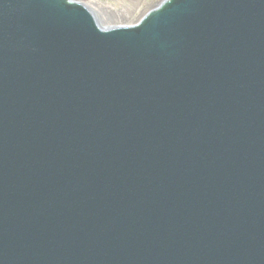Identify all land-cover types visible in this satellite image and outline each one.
Here are the masks:
<instances>
[{"label":"water","instance_id":"95a60500","mask_svg":"<svg viewBox=\"0 0 264 264\" xmlns=\"http://www.w3.org/2000/svg\"><path fill=\"white\" fill-rule=\"evenodd\" d=\"M0 264H264V0H0Z\"/></svg>","mask_w":264,"mask_h":264},{"label":"rangeland","instance_id":"374dc122","mask_svg":"<svg viewBox=\"0 0 264 264\" xmlns=\"http://www.w3.org/2000/svg\"><path fill=\"white\" fill-rule=\"evenodd\" d=\"M91 6L100 21L107 24H132L161 0H79Z\"/></svg>","mask_w":264,"mask_h":264},{"label":"bare ground","instance_id":"6f19581e","mask_svg":"<svg viewBox=\"0 0 264 264\" xmlns=\"http://www.w3.org/2000/svg\"><path fill=\"white\" fill-rule=\"evenodd\" d=\"M80 2H81V1H80ZM82 3H83V2H82ZM85 6L89 7V9L92 11V13H93V15H94V18L96 19L97 22L100 23L101 26H103V27H107V28H110L111 26L116 25V24L112 25V24L103 23L102 21H100V19L98 18V16H97V14L95 13L94 9L91 8V6H89V5H85Z\"/></svg>","mask_w":264,"mask_h":264}]
</instances>
